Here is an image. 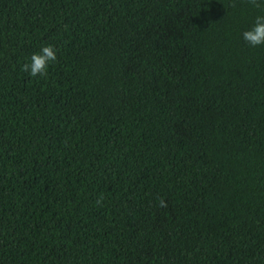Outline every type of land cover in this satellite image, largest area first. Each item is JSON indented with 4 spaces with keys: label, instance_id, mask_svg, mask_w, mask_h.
I'll return each instance as SVG.
<instances>
[{
    "label": "trees",
    "instance_id": "16d2710c",
    "mask_svg": "<svg viewBox=\"0 0 264 264\" xmlns=\"http://www.w3.org/2000/svg\"><path fill=\"white\" fill-rule=\"evenodd\" d=\"M258 3L0 0V264H264Z\"/></svg>",
    "mask_w": 264,
    "mask_h": 264
},
{
    "label": "clouds",
    "instance_id": "9594fccd",
    "mask_svg": "<svg viewBox=\"0 0 264 264\" xmlns=\"http://www.w3.org/2000/svg\"><path fill=\"white\" fill-rule=\"evenodd\" d=\"M255 7H260L258 0H250ZM243 39L251 46L264 45V15L257 16L252 28L242 33ZM57 60L56 49L52 45L41 48L39 53H33L30 62L22 65V71L28 72L30 76H46L52 62ZM103 197L97 198V205H102ZM160 206L165 207L166 202L162 199Z\"/></svg>",
    "mask_w": 264,
    "mask_h": 264
}]
</instances>
